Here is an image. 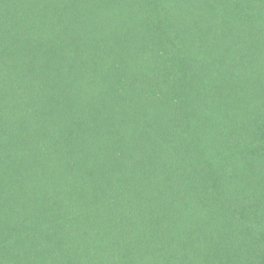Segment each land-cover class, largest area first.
<instances>
[{
	"label": "trees",
	"instance_id": "obj_1",
	"mask_svg": "<svg viewBox=\"0 0 264 264\" xmlns=\"http://www.w3.org/2000/svg\"><path fill=\"white\" fill-rule=\"evenodd\" d=\"M0 264H264V0H0Z\"/></svg>",
	"mask_w": 264,
	"mask_h": 264
}]
</instances>
